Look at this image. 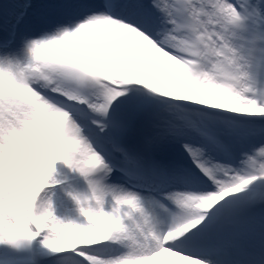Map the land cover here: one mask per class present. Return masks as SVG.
<instances>
[{
  "label": "snow or ice",
  "instance_id": "snow-or-ice-1",
  "mask_svg": "<svg viewBox=\"0 0 264 264\" xmlns=\"http://www.w3.org/2000/svg\"><path fill=\"white\" fill-rule=\"evenodd\" d=\"M0 264H264V0H0Z\"/></svg>",
  "mask_w": 264,
  "mask_h": 264
}]
</instances>
